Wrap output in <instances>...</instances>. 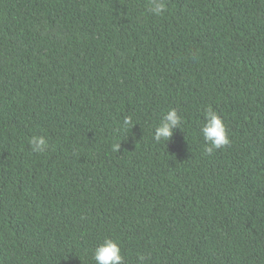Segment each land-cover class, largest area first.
I'll use <instances>...</instances> for the list:
<instances>
[{"label":"trees","instance_id":"obj_1","mask_svg":"<svg viewBox=\"0 0 264 264\" xmlns=\"http://www.w3.org/2000/svg\"><path fill=\"white\" fill-rule=\"evenodd\" d=\"M164 3L0 0V264H264V0Z\"/></svg>","mask_w":264,"mask_h":264},{"label":"clouds","instance_id":"obj_2","mask_svg":"<svg viewBox=\"0 0 264 264\" xmlns=\"http://www.w3.org/2000/svg\"><path fill=\"white\" fill-rule=\"evenodd\" d=\"M149 12L156 16H162L166 11L164 0H151ZM132 124L131 117H125L122 127L127 128ZM183 117L176 108H170L155 126L154 139L157 142H168L177 129L182 130ZM200 133L205 142L204 152L208 155L214 151L227 147L230 143V135L222 117L209 107L204 116ZM33 153H44L48 148V142L44 135H36L30 139ZM121 145H116L115 150H120ZM95 264H125V256L122 254L121 243L113 238H105L98 243L92 253ZM141 264H144L146 256L140 254L138 257Z\"/></svg>","mask_w":264,"mask_h":264}]
</instances>
